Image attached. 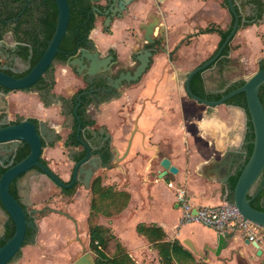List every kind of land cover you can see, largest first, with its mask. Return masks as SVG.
<instances>
[{
    "label": "crops",
    "instance_id": "crops-1",
    "mask_svg": "<svg viewBox=\"0 0 264 264\" xmlns=\"http://www.w3.org/2000/svg\"><path fill=\"white\" fill-rule=\"evenodd\" d=\"M236 7L242 25L230 42L229 53L225 54L228 64L226 77L234 82L246 80L259 69V63L264 59V13L257 20L256 16H247L237 0ZM232 15L229 8L223 6V0H134L124 16L115 18L109 26H105L104 17H96L90 39L102 56L112 50L126 67L134 66L140 50L153 51L147 71L126 91L130 97L132 133L125 151L117 148L122 156L130 157V229L137 231L140 223L160 226L169 239L177 238L188 248L185 241H191L200 254H206L202 257L204 260L215 257L214 264H243L245 260L258 264L264 260V228L259 229L257 236L263 250L261 257L252 245L254 242L247 244V238L240 231L227 233L231 237L229 245L217 255L210 248L217 247L218 231L198 223L181 224L176 190L168 186L169 181L176 182L172 179L176 175L168 173L161 178L163 169H158L157 178L153 177L155 169L161 168L163 158L171 159L180 169V174L184 172L182 166L186 160L191 176L186 179L183 175L178 183L188 189L193 203L216 206L226 201L227 186L216 178H206L202 167L220 160L228 149L245 145L247 112L226 103L211 109L193 99L189 106L183 100L182 91L186 92V73L210 60L219 49V33L197 34L198 31L211 23L228 30ZM154 17H158L160 23L153 34L155 46L148 48L147 44L153 43L145 40L142 27ZM53 72L55 86L52 92L64 96L69 102L80 79L74 76L73 68L66 63L56 61ZM205 73L209 88L217 89L224 85L215 70ZM121 98L122 95L110 103ZM5 100L7 107L0 110V117L8 114L10 120L35 118L47 121L50 127L57 130L61 138L44 146L42 159L64 181H70L79 148L66 146L69 129H64L62 123L66 117L69 118L71 110L63 109L61 103L55 100L45 101L36 90L10 91ZM92 107L88 109L89 114ZM91 117L97 127V117ZM198 168L206 179L195 176ZM38 180L46 182L51 189L59 187L47 175L36 170L20 179L17 185L20 198L36 209L47 201L40 199L45 195ZM185 180H188L187 184ZM76 194L81 195L83 191L78 190ZM34 202L37 204L34 205ZM130 247L135 248L131 240Z\"/></svg>",
    "mask_w": 264,
    "mask_h": 264
},
{
    "label": "water",
    "instance_id": "water-1",
    "mask_svg": "<svg viewBox=\"0 0 264 264\" xmlns=\"http://www.w3.org/2000/svg\"><path fill=\"white\" fill-rule=\"evenodd\" d=\"M58 7V21L53 38L48 42V47L44 51L43 56L38 63L31 69V71L22 76L16 77L7 72L12 69L8 65H0V110L6 108V100L3 99L4 91L16 90H28L35 85L49 69H52L56 62L57 53L60 50V44L68 30L70 22V4L68 0H55ZM98 1V0H94ZM112 5L108 9H100L95 7L96 16H103L106 18L105 26H109L115 18H122L124 12L127 11L128 5L134 0H108ZM244 13L254 18L257 14L255 5L251 4L249 0H237ZM229 10L235 17L232 30L226 37L221 47L216 54L204 64L190 70L185 75V88L188 96L202 104H205L209 108L213 109L219 105L225 104L227 100L233 96L245 93L247 98L248 110L250 113L249 120L252 122V130L254 133L253 152L248 162L243 165L247 159L246 143L240 148H230L226 151L224 156L220 160H214L202 167V174L208 178H216L221 183L227 186V192H229V179L239 169H241V175L237 181L234 190V205L239 209L240 213L254 224L264 228V210L256 209L252 206V201L249 199V195L252 193L256 183L261 175L264 173V106L260 99V88L264 85V68L258 69L251 76L246 79L243 86L229 92L219 100H208L200 96H197L191 89V80L193 76L202 72V76L205 82L206 90L209 92H223L228 86L234 83V80L226 77V71L228 64L226 62L227 56L222 55L224 48L231 42L239 30L241 19L236 9V0H227ZM116 3L118 5H116ZM264 18V17H263ZM16 18L15 20H17ZM159 18L154 17L153 20L147 24H143L145 30L144 38L148 43H154L156 39L153 34L157 27H159ZM4 44L3 40H0V47ZM80 55L73 58L70 62L66 63L76 69V72L83 76L87 75L88 81L93 83L94 78L103 77L106 71L109 69V64L112 60V56L101 57L99 51L90 40L87 43V47L79 50ZM153 56L151 49H142L139 51L136 59L138 65L133 71L121 72L119 77L114 79L108 77L109 90L116 89L121 90L124 86V82L135 83L138 82L147 69L150 66ZM222 61V62H221ZM29 67V66H28ZM215 70V72L224 81V85L217 89H211L207 84L206 71ZM22 72V71H21ZM81 101V95L78 97ZM244 111L245 109L242 108ZM79 119V127L77 130V136L82 145L87 148V155L85 158L76 163L72 178L69 183L64 181L59 175H57L48 165L42 163L41 158L44 149V142L47 144H54L58 140V132L55 128L50 127L47 121H39L38 124L28 118H24L18 122L12 123L8 114L0 118V154L3 152L9 153L19 146V144H28L31 151L27 157L9 167L0 178V202L7 213L0 216V233L5 230V221L11 217L15 223L16 230L14 235L0 248V264H6L15 253H17L24 244L28 227L33 226V222L28 220L26 209L22 203L11 193V183L20 177L22 174L27 173L33 168H40L45 175H47L57 186L60 188H70L76 182L83 183L85 187H90L91 181L100 168L110 167L114 159L120 160L124 156L120 157V152L116 147H112L111 157L108 163H105L100 156H92L91 149L94 148L93 140L96 137V133H93V139H88L84 136L86 130L82 129L80 118L76 114V110L69 114V118ZM105 130H100V135L104 136ZM105 136L104 138H107ZM112 140L109 141L111 145ZM161 167L163 168L160 177H165L168 173L177 175L179 168L174 165L168 157L161 160ZM227 199V196L225 197ZM178 206V205H176ZM1 207V206H0ZM1 210V209H0ZM44 211H57L51 207H44L43 209H33L35 214ZM231 237L227 233H217L216 241L217 247L210 248L217 255L221 251L228 247L229 239ZM185 243L193 250L196 251L191 241L186 240ZM247 244L250 241L246 240ZM257 250V255L262 256L263 250L258 241L252 244ZM75 264H94L92 256L87 253L80 257ZM261 264H264V260Z\"/></svg>",
    "mask_w": 264,
    "mask_h": 264
},
{
    "label": "trees",
    "instance_id": "trees-1",
    "mask_svg": "<svg viewBox=\"0 0 264 264\" xmlns=\"http://www.w3.org/2000/svg\"><path fill=\"white\" fill-rule=\"evenodd\" d=\"M16 3L21 4L18 9L8 12L0 13V16L6 19H12L18 17L21 13L20 19L16 23V31L19 29L24 33L23 41L27 43L23 47L22 58L25 62L29 63V68L26 71L28 74L31 69L38 63L44 54V51L48 47V42L53 38L56 30V25L58 21V7L55 0H41L42 3L38 2V5L43 7V12H39L37 15L35 10L27 8L23 10V6L27 0H14ZM33 3L36 0H31ZM70 4V22L68 30L60 44V50L57 53L56 61L62 63H68L73 58H75L81 48L87 47L88 41H90V33L95 27L96 14L94 12V4L92 0H68ZM251 4L255 5L258 13H264V0H249ZM223 6L229 8L227 0H223ZM239 13L238 8L236 7ZM240 15V14H239ZM241 19V17H240ZM235 22V17L232 15V23L228 30H222L215 23H211L206 28H202L197 34L204 33H219L221 35V41L219 48L222 43L229 35L232 30L233 24ZM242 22L240 23V26ZM240 28V27H239ZM4 31H0V38H2ZM193 36V35H192ZM191 37V36H190ZM155 46L153 44H147L148 48ZM230 50V43L224 48L222 55L228 54ZM264 68V59L259 63V69ZM53 73L52 69H49L46 74L31 88L36 90H42L44 87L49 85L48 73ZM25 74V75H26ZM246 80L241 79L230 86H228L223 92H208L205 89L204 79L202 72L196 73L191 80V89L197 95L208 100H219L224 95L229 92L243 86ZM260 99L264 106V85L260 88ZM84 107L81 110L82 128L95 127L96 121L87 112V106L92 102V100L85 96ZM226 104L239 106L244 108L248 115V131L246 134V148H247V159L243 163L245 165L252 152H253V141L254 133L252 130V122L249 120V110L247 104V98L245 93H240L229 100ZM35 123H38V119H31ZM79 127V122L74 125L73 132L66 140V146H80L81 143L77 136V130ZM45 146V143H44ZM31 148L29 145H25L19 150L17 161L19 162L29 155ZM86 150H84L79 156H77L76 161H79L82 157L86 155ZM105 155L102 157L105 163H108L111 157V150L109 148L105 149ZM42 163L47 165V161L41 158ZM38 172H44L36 167ZM5 171V170H4ZM3 173L0 174V177ZM241 175V169L237 170L229 179V192L226 193L227 202L234 203V190L237 181ZM68 181L67 183H69ZM80 182H76L70 188H60L61 192L67 196L74 195L77 186ZM91 192L90 201V213H89V239L90 244L93 246L100 254L101 264H136L132 256L126 251L123 244L111 233V230L101 224L92 223L93 219L100 215L111 216L114 212H121L124 210L130 202V193L125 190H118L113 185H106L103 182L101 175L93 177L91 185L89 187ZM11 193L20 201L16 180L11 183L10 186ZM249 199L252 201V206L259 210H264V189L258 193V190L249 195ZM11 236L15 233V226H10ZM137 231L141 236L146 237L151 246L157 250L160 262L162 264H211L210 262L204 260L203 258L197 259L195 253L188 248L179 239H169L165 230L155 224H145L140 223L137 226ZM32 232V231H31ZM28 241H26L27 243Z\"/></svg>",
    "mask_w": 264,
    "mask_h": 264
},
{
    "label": "rangeland",
    "instance_id": "rangeland-1",
    "mask_svg": "<svg viewBox=\"0 0 264 264\" xmlns=\"http://www.w3.org/2000/svg\"><path fill=\"white\" fill-rule=\"evenodd\" d=\"M74 76L76 77V75ZM79 79V85H83L81 78ZM129 88L130 85L121 88L122 98L119 101L96 108L92 107L90 114L97 117V127L104 128L111 136V147H121L123 151L127 148L132 133L130 130V97L126 93ZM182 95L183 100L190 106L193 100L184 90ZM122 155L120 154V157ZM185 161L183 162L184 166H182L184 172L172 178L176 181L177 186L180 185L178 182H181L183 175L186 179L189 175L191 176ZM158 169L163 168L160 166L156 168L153 177L157 178ZM194 174L199 178H205L201 174V168H198L197 173ZM98 175L102 176L106 185H113L118 190H125L130 193V157L128 155L120 160L114 159L110 167L106 169H98L94 177ZM38 183L45 195L40 199H47L44 205L40 204L39 208L43 209L48 206L57 211H44L37 216V236L34 243L28 244L22 249L21 264H72L73 259L80 255L81 248L83 246L87 248L90 241L88 234L90 189L85 187L83 183H79L76 192L81 190L83 194L80 195L75 192L74 195L67 196L61 192L59 187L51 189L46 182L38 180ZM184 183L187 184L188 180H185ZM35 204L37 203L34 202ZM92 223L108 227L111 233L123 244L136 264H162L157 250L151 246L148 240L139 236L136 229H130V202L121 212H114L111 216L100 215L93 219ZM210 238L213 239V236ZM130 240L135 243V248L130 247ZM194 253L197 259L206 255L200 254L197 250ZM215 260V257H212L208 261L214 264Z\"/></svg>",
    "mask_w": 264,
    "mask_h": 264
},
{
    "label": "flooded vegetation",
    "instance_id": "flooded-vegetation-1",
    "mask_svg": "<svg viewBox=\"0 0 264 264\" xmlns=\"http://www.w3.org/2000/svg\"><path fill=\"white\" fill-rule=\"evenodd\" d=\"M38 2L42 3L41 0H36L34 3L31 0H27V2L25 3V6H23V8H24L23 10L32 7L35 10L36 15L39 12H43V7L38 5ZM92 3L94 4V8L99 7L100 9H108L112 5V3H110L108 0H98V1L92 0ZM116 5H118V4L116 3ZM129 5H128V7H129ZM19 6H21V4L16 3L14 0H0V13H3V12L5 13L8 11L16 10L19 8ZM94 12L96 14L95 10H94ZM21 15H22V13L18 17H16V18H18L17 20H15L16 18L5 20L3 17L0 16V31H4L2 38H0V40L4 41L3 46L0 47V65L1 66L8 65L9 67H11L12 69L7 70V72L13 76H16V77L24 76L26 74V71L29 68L28 66H30L29 63L25 62L21 56L22 51L24 50L23 47L25 45H27V43L23 41L24 33L22 32L21 29L16 31V28H15L17 26L16 23L20 19ZM96 17H98V16H96ZM261 17H262V15L257 12L256 19L260 20ZM105 21H106V18H105ZM79 55H80V52L78 53L77 56H79ZM100 55H101V53H100ZM109 56H112V60L109 64V69L106 71V73L103 77L94 78L93 83H90L88 81L87 75H83V76L79 75L76 72V69L74 67H72L74 70V74L78 78H81L83 85H79L76 88L75 93L70 98L69 102L64 96L56 95L52 92V90L54 89V86H55L54 72L48 73V81H49L48 86L44 87L42 90H36L33 88H30L28 90L38 91L40 93L41 97L45 101L55 100L57 103L60 102L63 109L67 108V109L71 110L70 114L76 110V114L80 118L81 124H82V119L80 117V115H81L80 113H81L82 108L84 107V103H85L84 97L87 96L92 100V102L87 106V112H88V109L90 106H93L94 108H96L97 106H101V105H104L106 103H110L113 99L121 97V91L120 90H116V89L109 90L110 86H109V82H108V77H112V78L116 79L119 77L121 72L133 71L136 68V66L138 65V61H137V62H135L134 66L126 67L124 64H122L118 60L117 56L115 55L114 51H112V50H110L105 56L101 55V57H109ZM127 84L131 85L132 83L124 82V86ZM9 92L10 91L8 89H6L4 91V93H5L3 96L4 100H5V96ZM80 95H81V101L78 99V97ZM6 107H7V101H6ZM2 117H0V118H2ZM28 119L31 120V119H35V118H28ZM20 120H22V119L17 117L13 120H10V121L12 123H15V122H18ZM77 122H79V119H77L75 117L72 119H69L68 117H66L65 121L62 123V127L64 129H69V131L66 134L67 139L69 138V136L73 132L74 125ZM82 129L86 130L84 136L87 137L88 139H93V133H96V137H94V140H93L94 148L91 149L92 156H100L101 158L104 157V155H105L104 151L106 148H109L111 150V153H112V147H111V145H109V141L112 140L111 136L106 131H105L104 136L100 135V130L104 129V128H102V127L98 128L95 126L94 128L86 127V128H82ZM107 134H108V137L104 138L105 136H107ZM58 138L60 139L61 135H59ZM46 144L47 143H45V145ZM25 145H26L25 143L21 142L19 144V146L16 148V150H13L12 152H9V153L3 152L2 154H0V174L4 173L9 167H11L12 165L17 163L16 161H17V156H18L19 150L22 147H24ZM75 147L79 148L78 149L79 151L77 153L78 156L84 150L87 151V148L82 144L80 146H75ZM86 155H87V152H86ZM86 155L84 157H82L80 160L85 158ZM79 161H76V163ZM76 163H75V165H76ZM74 168H75V166H74ZM32 170H36V169L33 168L30 171H32ZM30 171H28V172H30ZM73 171H74V169H73ZM27 173L22 174L20 177H18L16 179L17 185H18V182L20 181V179H23ZM263 189H264V173L259 178V180L256 183L252 193L255 192L256 190H258V193H260V191ZM20 202L22 203L23 207L26 209V212L28 215V220L33 222V226L28 227V229H27V233H26V237L24 240L23 247L17 253H15L13 255V257L6 264H21L22 249L26 245L34 243L35 237L37 236V231H38L37 216L40 213H38V214L33 213L32 210L36 209V208L29 207L22 199L20 200ZM0 206H1L0 207V209H1L0 210V216L2 217L3 213L7 215V213L5 212V210L3 209L2 205H1V202H0ZM12 225L15 226L13 219L11 217L7 218L5 221V230L0 233V248L2 246H4L5 243L12 237L10 235L11 234L10 226H12ZM15 228H16V226H15ZM26 241H28V242L26 243ZM81 250L82 251H81L80 255L73 259L72 264H75V262L80 257H82L83 255H85L87 253L91 254L92 259L94 261V264H101V261H100L101 256H100L99 252L93 246H91L90 241H89L88 247L85 248L83 246L81 248ZM261 263H262V260L258 264H261ZM243 264H250V263H248L245 260Z\"/></svg>",
    "mask_w": 264,
    "mask_h": 264
},
{
    "label": "built area",
    "instance_id": "built-area-1",
    "mask_svg": "<svg viewBox=\"0 0 264 264\" xmlns=\"http://www.w3.org/2000/svg\"><path fill=\"white\" fill-rule=\"evenodd\" d=\"M168 186L176 190L182 225L198 223L213 228L218 233L240 231L250 242L257 241L261 227L246 219L233 203L225 201L216 206L195 205L184 185L177 186L173 181H169Z\"/></svg>",
    "mask_w": 264,
    "mask_h": 264
}]
</instances>
